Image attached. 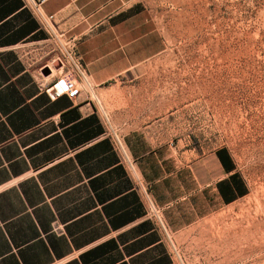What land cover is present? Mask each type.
<instances>
[{
  "label": "crops",
  "instance_id": "0c3cea01",
  "mask_svg": "<svg viewBox=\"0 0 264 264\" xmlns=\"http://www.w3.org/2000/svg\"><path fill=\"white\" fill-rule=\"evenodd\" d=\"M142 13L131 0H49L39 10L0 0V264H178L137 179L172 234L227 204L228 155L181 149L158 108L148 116L141 85L126 83L146 61L130 56L146 37ZM54 35L88 75L90 97L45 94L53 79L43 71L66 46L53 45ZM99 99L135 176L106 135Z\"/></svg>",
  "mask_w": 264,
  "mask_h": 264
},
{
  "label": "rangeland",
  "instance_id": "374dc122",
  "mask_svg": "<svg viewBox=\"0 0 264 264\" xmlns=\"http://www.w3.org/2000/svg\"><path fill=\"white\" fill-rule=\"evenodd\" d=\"M131 1L146 37L130 56L146 61L130 72L142 77L126 83L141 85L148 116L158 108L181 149H221L235 170L226 205L169 233L176 261L264 264V0ZM53 45L66 43L54 35ZM63 50L53 49L46 69ZM99 100L104 121L120 132Z\"/></svg>",
  "mask_w": 264,
  "mask_h": 264
},
{
  "label": "built area",
  "instance_id": "2783aa9c",
  "mask_svg": "<svg viewBox=\"0 0 264 264\" xmlns=\"http://www.w3.org/2000/svg\"><path fill=\"white\" fill-rule=\"evenodd\" d=\"M29 1L36 10H39L40 7L47 3L49 0ZM67 45L68 44L66 43L65 48H62L66 51L64 59L59 56L56 59L58 60L59 64H55V60L51 64V66H47L46 70H48V75L42 74L43 77H50L52 75L53 70H61V73L53 76L52 83H50L47 87L44 88L45 94L52 101L62 96H66L71 101H74L81 97V95H83L84 93L87 94L88 97H90L94 93L88 75L79 64V61L76 55L73 53L72 48ZM104 118L107 127V137L112 141L114 149L121 158L122 164L125 165L128 171L135 176L134 162L132 161L126 149L122 134L119 131H116L111 126L106 117ZM137 189L144 203L146 209V216L155 223L156 228L161 231L166 238H169L170 231L164 220L162 209H160L154 201L150 189L140 183L138 179Z\"/></svg>",
  "mask_w": 264,
  "mask_h": 264
},
{
  "label": "bare ground",
  "instance_id": "6f19581e",
  "mask_svg": "<svg viewBox=\"0 0 264 264\" xmlns=\"http://www.w3.org/2000/svg\"><path fill=\"white\" fill-rule=\"evenodd\" d=\"M59 73H61V70L60 69L59 70H53L52 71V75L50 77H47V79L52 80L53 79V76L54 75H58Z\"/></svg>",
  "mask_w": 264,
  "mask_h": 264
},
{
  "label": "water",
  "instance_id": "95a60500",
  "mask_svg": "<svg viewBox=\"0 0 264 264\" xmlns=\"http://www.w3.org/2000/svg\"><path fill=\"white\" fill-rule=\"evenodd\" d=\"M57 67H58V65H57ZM44 74H45V75H48V72H45Z\"/></svg>",
  "mask_w": 264,
  "mask_h": 264
},
{
  "label": "trees",
  "instance_id": "16d2710c",
  "mask_svg": "<svg viewBox=\"0 0 264 264\" xmlns=\"http://www.w3.org/2000/svg\"><path fill=\"white\" fill-rule=\"evenodd\" d=\"M228 168H229V166H228ZM230 169V168H229ZM232 169V168H231Z\"/></svg>",
  "mask_w": 264,
  "mask_h": 264
}]
</instances>
